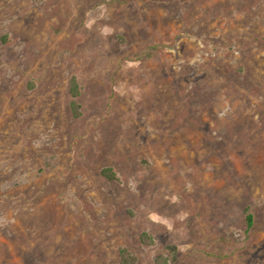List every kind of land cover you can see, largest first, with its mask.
Returning a JSON list of instances; mask_svg holds the SVG:
<instances>
[{
	"label": "rangeland",
	"instance_id": "374dc122",
	"mask_svg": "<svg viewBox=\"0 0 264 264\" xmlns=\"http://www.w3.org/2000/svg\"><path fill=\"white\" fill-rule=\"evenodd\" d=\"M122 247L264 264V0H0V264Z\"/></svg>",
	"mask_w": 264,
	"mask_h": 264
},
{
	"label": "trees",
	"instance_id": "16d2710c",
	"mask_svg": "<svg viewBox=\"0 0 264 264\" xmlns=\"http://www.w3.org/2000/svg\"><path fill=\"white\" fill-rule=\"evenodd\" d=\"M69 92L72 97L70 101V109L74 116H78L80 114V110H79L80 104L77 101V98L80 95V85L75 76H72L69 80ZM102 174L110 180L116 179V173L113 171L111 167L103 168ZM244 214H245L246 227L247 229H249L253 225V214L248 207L244 208ZM141 240L147 241L150 240V237L146 232H144L141 234ZM136 261H137V257L131 250L125 247L120 248L119 264H136ZM155 264H171V263L169 262L168 258L165 255L160 254L156 257Z\"/></svg>",
	"mask_w": 264,
	"mask_h": 264
}]
</instances>
